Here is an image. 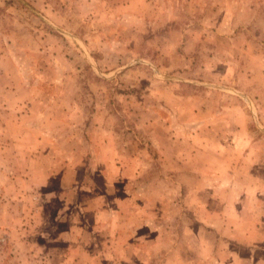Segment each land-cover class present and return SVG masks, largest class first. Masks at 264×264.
<instances>
[{"label": "rangeland", "instance_id": "374dc122", "mask_svg": "<svg viewBox=\"0 0 264 264\" xmlns=\"http://www.w3.org/2000/svg\"><path fill=\"white\" fill-rule=\"evenodd\" d=\"M169 123L196 143H254L264 167V0H0V264H105L94 212L134 191L145 199L125 205L183 207L184 169L152 147ZM212 156L197 150L193 176ZM163 224L130 249L136 264H162Z\"/></svg>", "mask_w": 264, "mask_h": 264}, {"label": "crops", "instance_id": "0c3cea01", "mask_svg": "<svg viewBox=\"0 0 264 264\" xmlns=\"http://www.w3.org/2000/svg\"><path fill=\"white\" fill-rule=\"evenodd\" d=\"M188 31L190 34L193 31L192 27L188 28ZM194 35L196 34H192L191 37ZM202 99L199 97V100ZM205 103V108H207L208 100H205ZM220 108L216 111L222 116L226 108L224 106ZM199 113L208 117L210 111L203 109ZM202 122L206 123V121ZM163 126L170 131L166 143L155 141L156 143L152 147L156 148L158 152L162 149L171 152L172 159L169 160L172 165L176 166L175 168L184 169L180 182L185 183L186 187L190 189L186 188L185 190L184 205L166 209L159 202L156 203L158 206L154 205L151 210H146L144 204L140 205L139 202H134L136 206L125 205L127 200L133 199V197L136 200L145 199L140 193L134 191L131 195L127 194L124 197L125 201L122 202L119 209L104 208L103 216L101 211L94 212V225H104L108 231V237L105 239L108 244L106 248L107 250L110 248L112 251L108 250V257L103 260L105 264L107 262L109 264H136L141 261L145 263L146 256L132 254L130 249L135 247L138 251L143 248L146 243L144 236L151 229L155 233L152 244L154 245L157 241L161 242L162 225L166 227L167 225L163 223L167 221L169 230L174 232L175 237L168 240L170 249L167 256H154L150 262L160 261L162 264H264V167L258 159H251L254 143L245 142L243 138L239 141L237 137H233L231 143H227V141L223 143L221 140L220 143H209L206 137L204 138L205 142L201 140L196 143L193 142L192 134L176 133L174 123ZM238 132L239 130H236L234 133L238 137L245 133L243 128H240V133ZM197 150L212 151V155H214L212 157L218 163L214 164L213 168H209L204 165V158L195 164L201 167L195 171L196 176H193L192 159ZM232 150L242 153L237 158L233 155V158L236 159L234 162L227 159L228 154H226L223 159L225 164L222 166L217 154L223 156L225 151L231 152ZM176 152H179V157ZM229 161L231 162L229 163ZM232 164L234 165L232 166ZM193 180L200 185L199 191H194L187 185L189 181ZM193 199L199 202H193L197 206H193ZM165 214L173 216V218L162 219ZM209 233H212L213 238L208 237ZM178 245L185 248L183 252ZM115 247H119L121 254H117L118 250ZM97 260L98 258H96Z\"/></svg>", "mask_w": 264, "mask_h": 264}]
</instances>
